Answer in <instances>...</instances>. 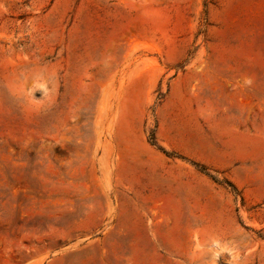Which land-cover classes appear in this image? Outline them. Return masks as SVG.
<instances>
[{
	"label": "rangeland",
	"instance_id": "374dc122",
	"mask_svg": "<svg viewBox=\"0 0 264 264\" xmlns=\"http://www.w3.org/2000/svg\"><path fill=\"white\" fill-rule=\"evenodd\" d=\"M0 264H264V0H0Z\"/></svg>",
	"mask_w": 264,
	"mask_h": 264
},
{
	"label": "trees",
	"instance_id": "16d2710c",
	"mask_svg": "<svg viewBox=\"0 0 264 264\" xmlns=\"http://www.w3.org/2000/svg\"><path fill=\"white\" fill-rule=\"evenodd\" d=\"M203 169V171H204V168H202Z\"/></svg>",
	"mask_w": 264,
	"mask_h": 264
}]
</instances>
